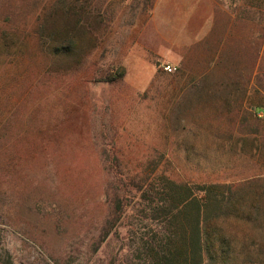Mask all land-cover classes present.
<instances>
[{"label": "rangeland", "instance_id": "374dc122", "mask_svg": "<svg viewBox=\"0 0 264 264\" xmlns=\"http://www.w3.org/2000/svg\"><path fill=\"white\" fill-rule=\"evenodd\" d=\"M69 1L75 55L63 0H0V264H143L172 182L230 185L233 262L264 264V0Z\"/></svg>", "mask_w": 264, "mask_h": 264}, {"label": "trees", "instance_id": "16d2710c", "mask_svg": "<svg viewBox=\"0 0 264 264\" xmlns=\"http://www.w3.org/2000/svg\"><path fill=\"white\" fill-rule=\"evenodd\" d=\"M80 7L85 12L84 5L75 1L63 0V7H56L64 21L63 28L50 29V48L54 52L75 55L81 50L77 31L86 24ZM49 15L56 16V10ZM44 28L42 25L40 29ZM160 193V209L165 210L160 215L163 225L151 235H140L136 258L143 264H234L233 238L223 224V215L230 209L229 203H233L230 185L190 187L172 182V187L167 186ZM235 204H232V208H238L235 215L249 217Z\"/></svg>", "mask_w": 264, "mask_h": 264}, {"label": "crops", "instance_id": "0c3cea01", "mask_svg": "<svg viewBox=\"0 0 264 264\" xmlns=\"http://www.w3.org/2000/svg\"><path fill=\"white\" fill-rule=\"evenodd\" d=\"M173 2H179L182 4L184 8H188L192 11V9H198L201 4H204L208 6V9L210 10L213 7V2H216V0H156L155 6H154V16L157 19H160L158 15H165V12H167V7L172 4ZM243 0H220L219 5L221 4L220 8L225 10L226 12L231 11V9L234 7L240 8L242 6ZM187 12V10H184ZM184 19V24L187 23V17ZM237 19V15L235 17ZM161 20H165V18H162ZM211 19H209L205 26H209L211 24ZM162 24H165V22H162ZM172 24V23H171ZM182 24V23H181Z\"/></svg>", "mask_w": 264, "mask_h": 264}, {"label": "built area", "instance_id": "2783aa9c", "mask_svg": "<svg viewBox=\"0 0 264 264\" xmlns=\"http://www.w3.org/2000/svg\"><path fill=\"white\" fill-rule=\"evenodd\" d=\"M167 69L172 70L173 68L169 65H167Z\"/></svg>", "mask_w": 264, "mask_h": 264}]
</instances>
